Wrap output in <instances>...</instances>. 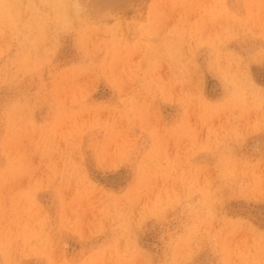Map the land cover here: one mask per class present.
<instances>
[{
  "label": "rangeland",
  "instance_id": "1",
  "mask_svg": "<svg viewBox=\"0 0 264 264\" xmlns=\"http://www.w3.org/2000/svg\"><path fill=\"white\" fill-rule=\"evenodd\" d=\"M64 5L0 0V264H264V0Z\"/></svg>",
  "mask_w": 264,
  "mask_h": 264
},
{
  "label": "bare ground",
  "instance_id": "2",
  "mask_svg": "<svg viewBox=\"0 0 264 264\" xmlns=\"http://www.w3.org/2000/svg\"><path fill=\"white\" fill-rule=\"evenodd\" d=\"M57 1V3L59 4V5H64V4H66V0H56ZM71 1V0H70ZM12 2H13V0H12ZM68 2V1H67ZM3 3V2H2ZM7 3V2H6ZM10 3V2H9ZM12 5H13V3H11ZM10 5V4H9ZM65 6V5H64ZM63 6V7H64ZM13 9V8H12ZM18 9V8H17ZM62 9V8H61ZM11 21H9V23H10ZM10 24H12V23H10Z\"/></svg>",
  "mask_w": 264,
  "mask_h": 264
}]
</instances>
